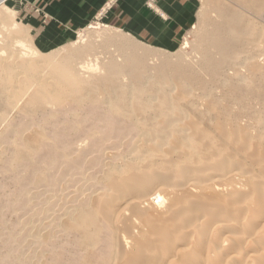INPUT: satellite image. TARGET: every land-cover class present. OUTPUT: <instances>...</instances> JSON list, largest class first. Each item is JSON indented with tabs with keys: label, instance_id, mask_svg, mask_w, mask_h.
Listing matches in <instances>:
<instances>
[{
	"label": "rangeland",
	"instance_id": "374dc122",
	"mask_svg": "<svg viewBox=\"0 0 264 264\" xmlns=\"http://www.w3.org/2000/svg\"><path fill=\"white\" fill-rule=\"evenodd\" d=\"M246 1V5L242 6L235 0H0V264H52L53 261L50 259L52 253L48 251L49 241L50 243L55 241L58 244L56 246L62 245L65 250L70 248L66 243V232L61 228V222L64 220L61 209L65 196L74 200L76 197L78 199L79 195L73 193L75 184L65 190V181L69 174L75 175L74 172H77L76 176L87 177L93 172L97 171L101 174L109 166L117 165L121 168L120 175H123V172L124 175H128L131 168L136 171L143 165L135 159L134 152L132 154L129 151L134 141L139 144V139L145 136L140 135V138L136 136L131 140V135H137V132L130 131L129 127H126L127 132L121 130L122 127L127 126V123L119 117H112V113L108 111L107 88L96 82L105 74L109 65L122 67L127 66L130 61V63L134 62L130 59V50L128 48L121 50L110 40L111 37L117 36L120 41L128 43V47L132 46L139 55L147 51L144 65L148 72L144 75L146 76L144 88L150 84H158L154 70L161 61L179 62L183 67L185 66L184 68H188L179 82L178 80L174 82H185L184 86L189 90L187 96L180 97L181 105L185 106L191 102L200 105L208 100L202 93V86L206 87L204 84L206 83L213 96L221 105L223 104L222 107L228 106V112L231 114L226 118L229 119L230 115L234 114L235 121L240 126L247 125L249 119L245 115L250 108L248 103L251 104L252 100L244 93L255 87H264V78H262L264 77V0ZM212 2L214 4H211ZM222 16L234 18L231 19L232 24L243 33L236 38L241 41V46L237 54L231 55L232 63L224 62L223 56L212 49L211 62L207 64L198 46L207 47L206 39L215 29L214 27L220 25ZM255 31L261 34H256ZM17 54L18 58H16ZM250 55L253 57L250 58ZM48 59L53 62L50 66L45 64ZM242 59L244 61L247 59V62L244 63ZM66 60L67 68L63 67L62 74L56 75L54 66ZM250 64L255 66L254 71H251ZM140 70L141 67H138L132 73ZM126 74L120 75L117 81L119 79L118 82L121 86L123 84V87L132 86V76ZM187 77L190 80H187ZM188 84L189 86H186ZM98 85L102 91H106L102 92V95L99 93L101 89ZM159 85L160 90L164 89L162 84ZM165 87L166 95L169 97L178 95L176 89L171 90L172 86L165 84ZM233 88L241 90L242 94L239 97H232ZM89 98L93 100L89 102ZM230 98L231 100H228ZM237 100H241L246 105L240 108L241 102L234 103ZM74 109L76 110L73 114ZM186 115L188 119L182 121V124L186 122L184 126L181 124L182 128L190 121L191 124L194 122V125H199L201 128L213 127L206 119L205 123L201 122V119L199 121L196 113L191 110H187ZM252 122L254 123V119ZM147 128H153L151 129L153 134L150 136L154 135L152 143L155 140L153 144L149 141L150 145L147 143V147L155 148L156 152H153V155H157L160 149L155 146L160 143L157 136L161 133L159 131L158 134L155 133L157 128ZM26 138H29L28 141ZM137 144L135 145L137 151H142L140 145L142 143ZM109 154L110 156H107ZM55 155L58 156L56 161ZM32 156L34 159L31 158ZM130 159L132 160L128 161ZM18 160L21 162L19 163ZM41 163L46 165L42 166ZM68 164L79 165L76 170L71 168L69 172L66 169ZM45 170L48 171L45 173ZM40 179H43L41 183ZM20 181H23V184ZM34 191L37 192L35 197ZM22 197L25 200L21 199ZM31 202H34V206ZM43 203L45 204L42 205ZM75 204L79 205L76 202ZM59 221L61 224L58 223ZM34 226L38 228L35 229ZM45 232L48 238L44 239L47 241L42 239L46 235ZM67 254L70 255L64 253ZM81 256L82 253L79 254V257Z\"/></svg>",
	"mask_w": 264,
	"mask_h": 264
},
{
	"label": "bare ground",
	"instance_id": "6f19581e",
	"mask_svg": "<svg viewBox=\"0 0 264 264\" xmlns=\"http://www.w3.org/2000/svg\"><path fill=\"white\" fill-rule=\"evenodd\" d=\"M235 1L242 6H245L247 2L246 0ZM204 7L206 6L204 5ZM208 7L206 8L208 9ZM231 19L234 18L222 16L220 25L215 26V29L210 32L209 37L206 39L207 47L198 46V50H201L203 59L207 64L211 62L210 51L212 49L218 51L226 63L231 61V55L239 52L241 41L236 38L239 34L243 35V33L236 29L237 27L232 24ZM258 33L256 32V34ZM257 38L259 39V37ZM110 40L123 51L128 48L130 59L134 62L130 63V61L127 66L122 67L109 65L105 74L96 82L107 88L108 111L112 113V117H119L127 123V126L124 124L125 128L122 127L121 130L127 132L128 128L126 127H129L130 131L137 132V135H131V140L136 136L139 138L140 135L145 136V138L142 139L141 137L139 139L142 144L138 141L142 145V151H137L135 141L132 144L133 146L130 145L129 151L134 152L135 159L142 162L143 165L140 168L138 167L139 169L136 171L131 168L128 175H124V172L123 175H120L121 168L117 165L109 166L101 174L96 171L87 177L76 176L77 172H74L75 175L69 174L65 181V190L75 184L76 187L73 193L76 196L79 195V198L76 199V197L74 200L67 199L65 196L62 204L63 209H61L64 218V220L62 218L61 228L66 232V243L70 248L65 250L61 247L62 245L56 246L58 244L55 241L52 243L49 241L50 249L48 251L52 253V257H50L53 261L52 264H264V87H255L244 93L250 97L252 103H248L250 108L247 105L249 108L248 113L245 115L249 119L247 125L240 126L235 121L234 114L230 115L231 118H226L231 114L228 112V106L222 107L223 104L221 105L217 98L213 96L206 83H204L206 87L202 86L203 97L208 99L204 103L197 105L191 102L185 104V106L179 103L180 97L189 94V90L184 86L185 82L174 83L177 82L176 80L179 82L188 70L179 62L161 61L160 65L154 70L158 84L148 82L150 85L144 88L146 79L144 75L148 72L146 65H144V60L148 55L147 51H143V54L139 55L132 46H130L131 49L128 47V43L120 41L117 36L111 37ZM18 57L17 54L16 58ZM238 57L241 56L238 55ZM249 57L251 58L253 55ZM45 64L50 66L53 62L48 59ZM66 64L67 60L54 66L56 75L62 74V68L66 67ZM252 65L250 69L254 71L255 66ZM22 66H25V64H22ZM138 67H141V70L137 72V69L136 73H132ZM124 73L132 76L131 81L134 86L130 85V87L127 84V87H123V84L121 86L118 82L119 79L117 81V78ZM240 77L242 78V76ZM72 82L74 83L73 80ZM245 82L247 83V81ZM80 83L83 84L84 82ZM159 84H162L164 89L160 90ZM165 84L169 87H175H171V90L176 89L178 95H175V97L174 95H171L173 97L166 95ZM189 84L186 86H189ZM98 86L101 89V92L99 90L100 94L106 92L102 91L100 85ZM155 86H158V88H155ZM161 91L162 94L159 95ZM231 91L234 94L232 97H239L242 94L241 90L237 88H233ZM99 93L97 92L98 95ZM90 98L89 102L93 100ZM228 100H231V98ZM240 102L241 100H237L234 103L240 104ZM105 103L104 101L103 104ZM240 105L241 108L246 104L241 102ZM76 109H74L73 114ZM186 109L195 112L201 122L205 123L204 120L206 119L209 125L213 126L212 129L203 127L202 129L199 125H194V122L192 125L191 121L184 128L180 127L182 121L188 119ZM99 112L101 114V111ZM253 119L254 123L252 122ZM147 127L157 128L155 133L158 134V131L161 133L157 136L160 143L158 142L155 146L160 149L157 155H153V152H156L155 148L147 147V143L154 138V135L150 136L153 128L148 129ZM28 139L26 138V141ZM149 143H152V141ZM84 145L86 146V144ZM67 152L70 151L67 150ZM36 154L39 155V153ZM56 156H54L55 161ZM107 156H110V154ZM31 158L34 159L33 156ZM25 161L27 160L25 159ZM18 162L21 161L18 160ZM57 162L59 163V161ZM41 165L46 164L41 163ZM78 165L70 166L68 164L66 169L70 172L71 168L76 170ZM47 171L45 170V173ZM41 180L43 179H40V183ZM21 183L23 184V181ZM39 192L42 191L39 190ZM36 193L33 194L34 197ZM30 198H32V195ZM75 202L79 205H76ZM60 221L59 224H61ZM36 228L38 227L36 226ZM58 228L60 227L58 226ZM46 236L48 235H44L42 239ZM28 239L30 240V238ZM53 239L55 240V238ZM65 240L64 238L63 241ZM27 243L25 244L28 245ZM31 250L33 249L31 248ZM58 250H60L59 253H57ZM64 253H70V255H64ZM81 253L82 256L79 257Z\"/></svg>",
	"mask_w": 264,
	"mask_h": 264
}]
</instances>
